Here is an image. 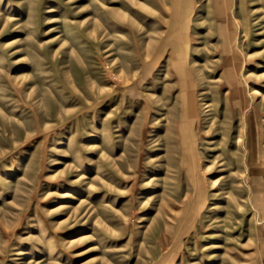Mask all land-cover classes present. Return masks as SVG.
Returning <instances> with one entry per match:
<instances>
[{
    "label": "rangeland",
    "instance_id": "obj_1",
    "mask_svg": "<svg viewBox=\"0 0 264 264\" xmlns=\"http://www.w3.org/2000/svg\"><path fill=\"white\" fill-rule=\"evenodd\" d=\"M0 264H264V0H0Z\"/></svg>",
    "mask_w": 264,
    "mask_h": 264
}]
</instances>
